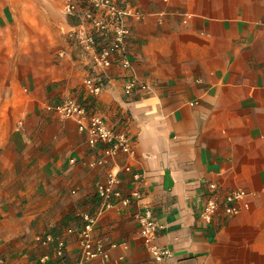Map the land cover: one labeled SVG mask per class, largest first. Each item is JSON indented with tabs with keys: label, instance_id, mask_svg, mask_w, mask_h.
<instances>
[{
	"label": "crops",
	"instance_id": "obj_1",
	"mask_svg": "<svg viewBox=\"0 0 264 264\" xmlns=\"http://www.w3.org/2000/svg\"><path fill=\"white\" fill-rule=\"evenodd\" d=\"M115 2L140 13L128 20L130 66L115 56L93 95L82 90L89 53L71 34L64 0H0V73L27 74L25 112L0 131V259L42 264L53 243L38 237L50 232L65 240V255L44 264H77L76 237L65 229L95 211L108 169L122 192L135 188L128 167L140 174L142 197L99 216L93 235L117 245L107 259L80 264H165L139 234L145 208L173 264H264V0ZM129 77L146 88L125 93ZM66 97L126 131L134 153L88 166L101 152L54 111ZM209 183L219 195L253 194L238 213L206 221L199 208Z\"/></svg>",
	"mask_w": 264,
	"mask_h": 264
},
{
	"label": "built area",
	"instance_id": "obj_2",
	"mask_svg": "<svg viewBox=\"0 0 264 264\" xmlns=\"http://www.w3.org/2000/svg\"><path fill=\"white\" fill-rule=\"evenodd\" d=\"M64 10L76 19L71 31L73 38L83 50L89 53L91 73L83 79V90L97 95L103 84L100 71L111 66L115 56L120 58L118 62L122 68L130 66L126 56V42L131 32L128 20L131 17L139 18L140 13L130 5L117 4L115 0H64ZM135 88H146V85L138 82L134 77L126 79L125 93H131ZM53 109L59 117L72 119L77 130L84 133L87 145L101 152L100 156L87 161L88 166L103 165L107 157H114L119 152L128 155L134 153L132 139L126 131L106 123L97 111L91 110L84 102L73 97H66L55 104ZM126 168L137 186L128 193L122 192L119 189L118 171L108 169L105 180L96 186L98 204L95 211L82 212L79 215V224L65 229V233H72L76 237L79 254L77 264L94 258L107 259L108 250L115 247L117 243L108 236L93 235L99 216L117 206L126 207L133 199L139 200L142 197L139 172ZM252 194L243 188H235L219 195L216 184L209 183L208 192L204 195L199 208V215L206 221H210L218 210L229 216L234 215L248 206L246 199ZM137 222L139 234L153 259L157 262L173 264L170 250L154 242L158 225L153 219L152 211L145 208L137 215ZM38 240L42 243H53L51 251L39 257L40 263L44 264L52 257L60 259L65 255L66 245L61 235L48 232L39 236ZM0 264H3L2 259Z\"/></svg>",
	"mask_w": 264,
	"mask_h": 264
},
{
	"label": "rangeland",
	"instance_id": "obj_3",
	"mask_svg": "<svg viewBox=\"0 0 264 264\" xmlns=\"http://www.w3.org/2000/svg\"><path fill=\"white\" fill-rule=\"evenodd\" d=\"M74 22H76V19ZM27 74H1L0 73V131L11 122L14 124V120L17 121L20 114L24 113L19 102L22 101L23 97L26 98V89H23L24 82L26 80ZM15 84V89L13 88ZM82 81V90H83ZM30 104L28 102L27 109H30ZM9 120V122H8Z\"/></svg>",
	"mask_w": 264,
	"mask_h": 264
}]
</instances>
